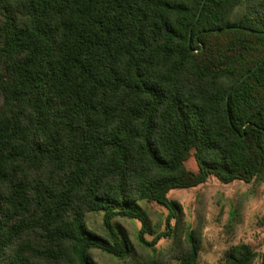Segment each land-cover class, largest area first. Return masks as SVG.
<instances>
[{
  "label": "trees",
  "instance_id": "1",
  "mask_svg": "<svg viewBox=\"0 0 264 264\" xmlns=\"http://www.w3.org/2000/svg\"><path fill=\"white\" fill-rule=\"evenodd\" d=\"M202 1L0 0V264L123 259L116 216L146 246L173 231L147 241L137 201L170 226V190L264 175V0ZM185 239L179 264H197ZM255 256L238 243L223 264Z\"/></svg>",
  "mask_w": 264,
  "mask_h": 264
},
{
  "label": "rangeland",
  "instance_id": "2",
  "mask_svg": "<svg viewBox=\"0 0 264 264\" xmlns=\"http://www.w3.org/2000/svg\"><path fill=\"white\" fill-rule=\"evenodd\" d=\"M185 167L197 170L194 156L184 162ZM181 208V219L165 225L166 209L154 201H137L147 213L148 228L143 237L150 241L161 231H171L161 237L154 246L141 244L137 239L140 223L137 219L116 216L113 222L126 232L134 252L118 259L99 249H92V259L98 264H150L159 260L164 264H179L181 247L187 245L185 234L194 230L199 238L197 264H223V253L231 246L245 243L256 253L252 264H261L264 259V175L250 182L234 180L222 183L210 176L195 187L175 188L168 192ZM86 225L103 234L102 211L90 212ZM170 229V230H169Z\"/></svg>",
  "mask_w": 264,
  "mask_h": 264
},
{
  "label": "water",
  "instance_id": "3",
  "mask_svg": "<svg viewBox=\"0 0 264 264\" xmlns=\"http://www.w3.org/2000/svg\"><path fill=\"white\" fill-rule=\"evenodd\" d=\"M203 2H204V0L202 1V3H201V6H202ZM201 6H200V8H201ZM198 14H199V11H198V13H197L196 17L198 16Z\"/></svg>",
  "mask_w": 264,
  "mask_h": 264
}]
</instances>
